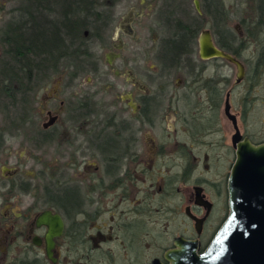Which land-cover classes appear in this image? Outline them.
<instances>
[{"label": "flooded vegetation", "instance_id": "obj_1", "mask_svg": "<svg viewBox=\"0 0 264 264\" xmlns=\"http://www.w3.org/2000/svg\"><path fill=\"white\" fill-rule=\"evenodd\" d=\"M120 2L100 0L111 24ZM31 3L35 29L82 0ZM142 6L147 43L131 26L142 24ZM138 8L112 36L140 42L145 83L117 41L112 95L93 101L94 89L70 101L58 93L74 69L56 68L53 57L28 62L22 1L0 0V264H167L174 239L195 241L199 253L226 219L236 146L264 143L256 95L264 0H138ZM201 30L241 63L239 80L235 64L199 56Z\"/></svg>", "mask_w": 264, "mask_h": 264}, {"label": "water", "instance_id": "obj_2", "mask_svg": "<svg viewBox=\"0 0 264 264\" xmlns=\"http://www.w3.org/2000/svg\"><path fill=\"white\" fill-rule=\"evenodd\" d=\"M198 51L202 58L221 57L235 64L238 80L242 77L241 63L215 47L207 30L199 33ZM227 190V217L209 243L196 253L195 241L178 237L163 253L167 264H264V143L254 145L245 138L236 146ZM150 264L161 263L153 259Z\"/></svg>", "mask_w": 264, "mask_h": 264}, {"label": "trees", "instance_id": "obj_3", "mask_svg": "<svg viewBox=\"0 0 264 264\" xmlns=\"http://www.w3.org/2000/svg\"><path fill=\"white\" fill-rule=\"evenodd\" d=\"M24 1V15L29 19L19 40L28 62L32 57H37L38 64H42L47 63V60L42 58L53 57L56 68L60 65L68 66L74 69L73 76L97 68L99 58L90 52L89 44L82 43L81 40L84 39L82 37L86 35L87 29H91L93 39L100 40L101 33L111 23L109 14L103 10L100 0H82L81 7L67 10L66 18H62L60 22L53 20L49 25L40 22L39 27L35 29L31 26L33 0ZM65 10L60 12L61 15ZM56 15L55 13L54 16ZM24 61L26 62L25 59Z\"/></svg>", "mask_w": 264, "mask_h": 264}, {"label": "rangeland", "instance_id": "obj_4", "mask_svg": "<svg viewBox=\"0 0 264 264\" xmlns=\"http://www.w3.org/2000/svg\"><path fill=\"white\" fill-rule=\"evenodd\" d=\"M21 1H22V5H24L25 1L24 0H21ZM144 1L146 2V0ZM11 5H13V3ZM7 6H9V4ZM131 7H134L133 9L134 14L138 13L140 11L138 8V0H121V2L117 5V7L114 8L113 14L117 18V20L115 19L113 23L112 24L110 23L109 26L104 30L105 33H103L104 34L103 40L106 41V45H103L99 39L98 40L93 39L91 29L89 30L87 29V33L86 35L82 37L84 39H82L81 41L82 43L87 42L89 44L90 52H92L94 55H96L99 58V66H98L99 69L97 70L96 73L92 71L79 72L77 76L74 78V80L71 81L70 85L67 86L65 89H63L62 93H58V97L60 99L62 100L67 99L71 101L74 99V97L79 98L85 95L86 93L90 94V92L94 89H97V92L93 93L94 94L93 101H99L101 97L104 98L105 96L112 95L111 93L112 89L110 87L111 83H115L117 82V80L121 81L120 78H116L112 74V70L116 69L119 62L121 61V60L120 61L115 60L113 57V55L116 53V49L113 47V45L117 41H120L126 45V49H124L121 52V54L123 55V57H128L129 64L134 65V67H131V71L135 75V77L139 80V82L141 84L145 83L141 75V70L143 69L144 60H143V54H142L143 47L140 44L141 41H143L144 43H147L145 7L142 6V10H141L143 13L142 14L143 16L141 18V21H143L142 24L139 25L136 22L131 24L132 29H134L135 32H137L140 42L139 41L132 42V39L128 38L125 34L123 35L120 33H115L114 37L112 36V33L114 31L113 27L115 26L119 17H123V15H125V13H127V11ZM56 8L60 10L62 7H56ZM6 19H7V16L5 17V20ZM234 19H237V18H233V20ZM233 22H232V27H234L235 25H238L236 21H233ZM131 44L132 46H130ZM60 67L61 65L58 66V68ZM66 69H69V68H66ZM71 70L73 69L71 68ZM63 79H68V76L65 74ZM61 85H62V82H61ZM49 87L50 85L44 92L48 91ZM40 94H38L39 97H40ZM256 95L259 98L258 100L259 106H262L261 120H264V86L263 88L257 89Z\"/></svg>", "mask_w": 264, "mask_h": 264}]
</instances>
